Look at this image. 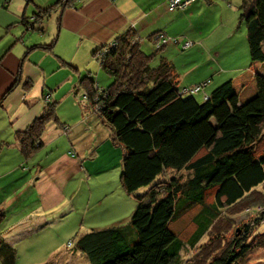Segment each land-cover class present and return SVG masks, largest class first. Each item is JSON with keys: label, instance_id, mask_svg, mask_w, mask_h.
<instances>
[{"label": "trees", "instance_id": "obj_1", "mask_svg": "<svg viewBox=\"0 0 264 264\" xmlns=\"http://www.w3.org/2000/svg\"><path fill=\"white\" fill-rule=\"evenodd\" d=\"M75 1L53 0L38 7L33 21L22 16V22L34 28L35 21L59 9L60 26V12ZM237 22L245 24L251 63L264 62V0H242ZM133 29L117 34L105 52H93L112 80L100 87L84 75L79 83L121 147L119 182L134 196L135 207L129 226L92 227L76 234L74 247L92 264H173L188 248L192 253L181 264H238L258 235L249 240L253 226L244 222L242 236L226 238L233 223L221 212L252 207L255 224L264 218V72H254L256 92L244 101L230 78L202 99L184 95L173 63L160 56L152 64L158 49L143 51ZM55 39L39 45L51 48ZM56 108L57 101H45L43 110L15 131L23 158L42 147L48 122L61 123ZM142 186L144 191L135 193ZM178 212L191 215L194 227L187 236L172 226ZM4 216L0 207V221ZM15 261V248L0 234L1 264Z\"/></svg>", "mask_w": 264, "mask_h": 264}, {"label": "crops", "instance_id": "obj_2", "mask_svg": "<svg viewBox=\"0 0 264 264\" xmlns=\"http://www.w3.org/2000/svg\"><path fill=\"white\" fill-rule=\"evenodd\" d=\"M49 1L0 0V207L5 209V216L0 221V234L15 251L20 246L29 248L36 234L47 223L42 220L46 213L43 178L51 177L64 187L71 182L69 178L81 171L80 168L84 169L77 158L79 156L72 155V147L76 149L75 153L86 155L85 158H98L109 139L115 144L109 128L102 123L89 101H70L73 114L69 118L63 116L61 119L64 122L59 119L60 128L50 125V131L45 137L42 136V147L27 158L19 154L15 131L23 129L43 110L44 95L49 94L52 101L58 102L56 89L59 85L68 82V91L72 90L71 70L66 69L65 76L55 77L65 63L71 61L80 68L78 59L90 56L98 62L93 52L131 27L135 36H139V46L145 52L155 50L151 37L153 33L177 39L163 44L158 49L161 51L154 56L155 61L164 56L173 63L178 87L205 82L203 88L195 92L200 99L204 94H209L215 85L230 78L240 101H244L256 92L254 72H264V62L252 66L244 57L242 60L245 62L240 63L238 55L231 65L225 66L220 62L228 53L220 56L214 44H206L209 32H205V21L213 11L205 5V0H193L184 7L174 9H168L167 0H77L60 12V26H57L59 9L56 10V31L50 26L48 33L43 32V19L46 17L35 21L34 28L26 27L22 16L33 21L38 7L48 6ZM220 7L222 11L216 15L217 19L223 17V12L228 9L225 5ZM236 17L230 20L234 22ZM231 31L227 32V36ZM54 37L55 43L51 48L39 45L50 42ZM186 40L193 41L190 45L193 60L198 49L193 46L205 48L209 53L215 50L213 58L221 65L217 71L212 73L208 66L204 69L197 61H180L181 56L186 54L178 47L183 49L181 46ZM187 56L190 57L188 53ZM96 67L100 70L99 62ZM86 73H90V70ZM211 82L212 86L207 89V84ZM14 83L15 86L9 90ZM75 83L74 89L77 87ZM41 149L47 151L46 156L51 155L45 163L37 159ZM99 159L102 161L103 156ZM103 163L99 166L106 168L107 162ZM85 165L86 172L88 170L91 174L84 187L87 192L84 217L90 213L93 219L98 211L105 210L106 216L112 219L110 225H120V221H128L125 224L128 225L130 213L135 207L134 197L125 193L117 180H112V188L103 182L94 184L93 178L98 175L91 171V166ZM77 193L76 186H72V209L78 208L75 201L79 198H73ZM32 201L37 205L31 204ZM49 207L47 209L51 211ZM51 214L58 217L57 213ZM69 241L71 244L68 245ZM66 246H72L71 239ZM53 248H58L57 243Z\"/></svg>", "mask_w": 264, "mask_h": 264}, {"label": "rangeland", "instance_id": "obj_3", "mask_svg": "<svg viewBox=\"0 0 264 264\" xmlns=\"http://www.w3.org/2000/svg\"><path fill=\"white\" fill-rule=\"evenodd\" d=\"M52 1L53 0L49 2ZM191 1L193 0H190L188 3H190ZM214 1L215 2H210V3H208L206 0L204 1L205 5L207 7H210V9H212L213 11L212 15L208 16L205 21L206 22L205 32H209L208 36H206L207 43L206 42L205 43L207 45L214 44L215 49L218 48V50L220 51L221 54L220 56H223L224 52L228 53L225 57H222V60L220 61L225 66L231 65L233 61L236 60L237 55L239 58L238 62L240 63L245 62L244 60H242L245 57V59L248 58L249 64H251L252 66H258L259 65L258 62L251 63L250 58L248 57L249 48L247 42H245L244 45H241L242 43H244V41H246L245 24L240 23L238 24V26H236V22L238 21L237 17H238V13L240 12V4L242 0H214ZM216 2H218V4ZM222 5L227 6L228 9H226L223 12V17L221 16L219 19H217L216 15L220 14V12L222 11L220 7ZM57 11L53 10L52 11L53 13H51V15H48L46 16V18L43 19L44 33H48L50 31V26L51 28L54 29V31H56L55 25H56ZM235 17L236 20L232 22L230 19L232 18L235 19ZM230 30H232L230 36H227V32H229ZM161 36L162 34H160L156 39H153V46L155 49H160L161 46L167 42L166 40V42L156 47L155 45L156 40ZM136 39L139 40V36H135V40ZM184 42L185 41H183L181 46L183 49L178 47V49L181 52H184L186 54L181 56L180 61H186V63H192L197 61L199 62V65H201L204 69L206 68V66H208L212 73L214 71H217L219 66H221L213 58L216 55L215 50L209 53L205 48L202 49L201 47L198 46H193L198 48L195 51L197 54L196 53L194 54L195 59L193 60L192 58L193 55L191 54L192 47L191 46L183 47ZM108 43L109 42L102 44L98 48L99 49L98 53L103 52L104 48ZM244 49H245V55H244ZM159 51L161 50H158L156 54L159 53ZM200 51H204V52H200ZM147 52L148 53L153 52V49ZM187 53L188 55H190V57L187 56ZM155 59L156 58H153L151 60L152 64H156L158 62L155 61ZM78 60L80 62V68L77 67L71 61H69L70 63H65L66 65H64V67L61 68L55 74L56 78H60L62 76H65L66 69L72 71V90L68 91V87H69L68 82H66L65 84L62 83L56 89L57 99H58L56 113L61 122L63 121L61 119L63 116L65 118H69V116H71L70 114H73V111L70 108V101H87L86 98L84 97L83 87L79 83V79H80L79 76H84L83 75L84 73L85 75L89 74L94 76L93 78L95 80V86L97 85L100 87L105 86L112 80V77L109 74H107L104 70H102L101 68L100 70L97 69L96 66L98 65V62L94 57L91 58L90 56ZM88 69L90 70V73H86ZM74 83L77 84V87H75V89L73 87ZM176 84H178V81L176 82ZM204 85L205 82L201 87H203ZM33 86H34V81H33ZM211 86H212V82L208 83L206 88L209 89ZM188 94L191 93H184V95H188ZM193 94L196 95V93ZM43 98H44L43 99L44 102L51 100L49 94L44 95ZM198 99L200 98L198 97ZM47 125H48L47 128L42 133L43 137H45L46 134L50 131L51 129L50 125H55L58 128H60V126H58L60 124L55 121H50L47 123ZM72 151H73L72 155L79 156L77 158H79V161L84 166V169L80 168L81 171L75 177L69 178V181L71 182H69V184L64 187L60 183H57V181L51 177L45 176L43 178V190H44L43 195L45 197L44 203H45L46 213L45 214L43 213L44 215L42 220L43 222H47V223L45 224L44 229L38 232V234H36L37 236H35V239L33 240L34 242L32 244H29V248L20 246L19 249H16L15 264H41L47 260H53V264H92L84 253H82L81 251L77 250L74 247L75 235L79 234L80 232L89 230L92 227L101 228L104 226H110L112 222L110 220L112 219L106 216L107 212H105V210L102 212L98 211V215L93 219L90 218V213L86 214L84 217L87 207L86 206L87 192L84 189V187H86L85 181L89 178L91 174V172L88 170L86 172L85 164L91 166V171L95 172V174L98 175L95 176V178H93L94 184H96L97 182L99 183L103 182L107 186L111 187L112 180L113 181L117 180L119 182L122 152H121V147L119 145L112 144L110 139L108 140L107 144L104 146L103 150H101L100 156H98V158L92 156L85 158L86 155L75 153L76 149H74L73 147H72ZM38 153L39 154L37 156V159L43 161L44 163L48 161L50 158L49 156H51L49 154L48 156L45 155L47 154V151L45 149L39 150ZM102 156L103 159L101 161L99 158ZM104 158H106V160ZM105 162H107L108 165L106 168L99 166L101 165V163L105 164ZM185 175L186 172L182 171V175L180 176L183 177ZM72 186L73 187L76 186V188L78 189L77 195L73 197L75 199L79 198L76 200L77 202L74 200L75 204L78 207L77 209L75 208L72 209L70 206L72 204ZM145 188H146L145 186L139 187L135 193H142ZM31 204L37 205L35 201H32ZM49 206H51V211H48L47 209L50 208ZM259 208L260 207H258V209ZM51 212L57 213L58 217L55 218L51 214ZM221 215L228 217L229 220L233 223V226L230 227V229L226 233V238H231L233 236L236 237L242 236V233L244 232V228H245L243 224H246L244 222H247L253 226L250 230L252 232L250 233L249 231L250 234L248 237L249 240H251L254 235H258L256 239V244L253 245L246 252V254L239 260V262L241 264H264V218L255 224L253 218L257 214H255L252 207L245 208L244 210H238L236 212H229L227 210H223L221 212ZM9 217L10 215L7 218ZM127 222L120 221L119 224L125 225ZM172 226L175 229H180L185 236H187L193 230L194 227L191 221V215H186L185 212H181V214L180 212H178L177 219L176 221L173 222ZM0 228L2 227L0 226ZM236 228H238L237 231ZM234 231H236L235 235H233ZM69 239L72 240V246L70 247L66 246V242ZM61 242H63L62 246L60 244ZM54 243H57L58 245L57 249L55 248L51 249ZM189 251H190L189 248L188 250L182 249L179 254V258L176 261H174L173 264H181V261L183 260L184 257H187ZM191 253H189V255Z\"/></svg>", "mask_w": 264, "mask_h": 264}, {"label": "built area", "instance_id": "obj_4", "mask_svg": "<svg viewBox=\"0 0 264 264\" xmlns=\"http://www.w3.org/2000/svg\"><path fill=\"white\" fill-rule=\"evenodd\" d=\"M190 0H167V6L168 9H174V8H181L183 6H185ZM160 34L156 33L153 35V39H156ZM170 39L169 36H161L160 38H158L156 40V47H158L160 44H163L164 42H166V40L168 41ZM192 44L191 40H186L183 44V47L189 46ZM114 45V41H110L106 47L104 48L103 52H105L108 48H110L111 46ZM204 84V82L200 83V84H194V85H190V86H185L182 87L180 89L181 92L183 93H195L197 92L201 86ZM70 244V241L68 242V245Z\"/></svg>", "mask_w": 264, "mask_h": 264}]
</instances>
